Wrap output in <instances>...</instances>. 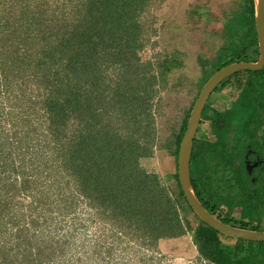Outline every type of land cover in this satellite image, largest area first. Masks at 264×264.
I'll use <instances>...</instances> for the list:
<instances>
[{
	"label": "trees",
	"instance_id": "obj_1",
	"mask_svg": "<svg viewBox=\"0 0 264 264\" xmlns=\"http://www.w3.org/2000/svg\"><path fill=\"white\" fill-rule=\"evenodd\" d=\"M153 4L0 0V264H104L85 261L104 254L106 264H137L115 259L125 240L161 261L164 244L188 236L196 264H264V243L228 237L198 217L177 163L206 82L260 58L254 0L235 1L222 31L203 30L218 50L198 55L197 76L186 71L179 36L172 51L161 44L167 22L146 18ZM227 87L236 94L217 109ZM159 160L165 171L147 166ZM191 176L212 215L264 232V69L239 72L212 94ZM76 204L91 211L96 242L88 223L77 224Z\"/></svg>",
	"mask_w": 264,
	"mask_h": 264
},
{
	"label": "rangeland",
	"instance_id": "obj_2",
	"mask_svg": "<svg viewBox=\"0 0 264 264\" xmlns=\"http://www.w3.org/2000/svg\"><path fill=\"white\" fill-rule=\"evenodd\" d=\"M235 1L237 0H155V4L150 7L146 18H156L161 24L165 21L167 22L166 28L162 32V36L159 38L162 41L161 44L166 47L168 51H172L176 47L177 37L179 36L181 38L178 41L181 42L180 47L188 54L186 71L189 76H197L199 74L198 55L203 53L205 56L209 57V59H212L218 50V48L213 50L211 45H205V41L202 38V35H204L203 30L214 34L226 28L227 22L224 18V12L229 11L230 8L234 6ZM195 10H197L198 13L195 15L191 14L192 16L189 15V11L193 12ZM159 23H157V26H159ZM218 39L217 44L219 46L223 43V36L221 35ZM233 94H236V91L231 87H227L221 94H217V101L214 103L215 107L217 109L228 107L233 100ZM207 127L208 123L203 126V129H207ZM13 133L14 132H10V135ZM5 134L8 135L7 132H5ZM4 148L7 149L9 147ZM147 166L163 172L167 168V163L165 161L164 164L159 160V162L156 161L153 165L149 166L148 164ZM70 181V187L72 189L74 186L73 179L70 178ZM64 182H66V179ZM76 206H78V216L76 215L78 217L77 224L79 225L80 222L85 224L88 223L87 225L91 228V237H94V241L96 242L98 239L96 233L97 227L92 224L93 220H91L92 218H90L89 215L91 211L87 212L84 210L83 207H81V204H76ZM102 233H104V236L107 238L106 240L109 242L107 244H112L114 239L112 238L111 232L102 231ZM114 247V257L116 259L117 256V260L119 261H136L137 264L197 263L195 253L196 247L193 245L192 239L189 236L181 241H168V243L164 244L166 258L164 257L165 259H162L161 261L158 260L161 254H153L156 256L153 259L150 257L152 254L146 249H143L137 242H128L125 240V243L122 245L120 241H117ZM89 248L91 247H87L86 249L88 250ZM92 249L88 250V254L91 253ZM85 257V261L92 262L93 259H95L96 261H104V264L109 260V258L105 257V254L101 259L100 256L98 259L97 256L96 258L88 255Z\"/></svg>",
	"mask_w": 264,
	"mask_h": 264
},
{
	"label": "water",
	"instance_id": "obj_3",
	"mask_svg": "<svg viewBox=\"0 0 264 264\" xmlns=\"http://www.w3.org/2000/svg\"><path fill=\"white\" fill-rule=\"evenodd\" d=\"M255 25L260 48V58L257 62L234 63L218 70L204 85L192 110L188 128L185 132L178 153V179L184 195L198 217L213 229L228 237L249 242L264 243V232L235 228L225 224L212 215L200 202L195 194L191 176V161L195 139L202 120L205 106L217 87L242 71H261L264 69V0H254Z\"/></svg>",
	"mask_w": 264,
	"mask_h": 264
},
{
	"label": "flooded vegetation",
	"instance_id": "obj_4",
	"mask_svg": "<svg viewBox=\"0 0 264 264\" xmlns=\"http://www.w3.org/2000/svg\"><path fill=\"white\" fill-rule=\"evenodd\" d=\"M250 162H251V161H250ZM261 163H263V162L260 161V162L258 163V162L256 161V162H255V165H256V164H259V165H260ZM255 165H254V166H255ZM255 167H257V166H255ZM254 170H255V169H252V171H254Z\"/></svg>",
	"mask_w": 264,
	"mask_h": 264
}]
</instances>
